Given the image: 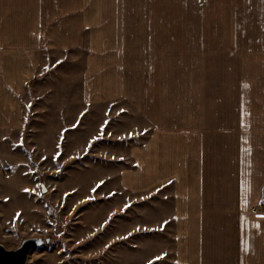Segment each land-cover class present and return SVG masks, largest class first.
<instances>
[{"label":"crops","instance_id":"0c3cea01","mask_svg":"<svg viewBox=\"0 0 264 264\" xmlns=\"http://www.w3.org/2000/svg\"><path fill=\"white\" fill-rule=\"evenodd\" d=\"M78 56L84 113L124 101L147 123L110 133L120 191L171 186L163 263L264 264V0H0V135L48 81L68 104Z\"/></svg>","mask_w":264,"mask_h":264},{"label":"rangeland","instance_id":"374dc122","mask_svg":"<svg viewBox=\"0 0 264 264\" xmlns=\"http://www.w3.org/2000/svg\"><path fill=\"white\" fill-rule=\"evenodd\" d=\"M82 59H71L67 105L48 81L27 100L23 132L0 135V243L16 249L24 239L51 237L28 264H165L171 186L134 196L116 179L127 143L115 134L138 128L127 138L140 142L147 123L124 101L84 113Z\"/></svg>","mask_w":264,"mask_h":264},{"label":"water","instance_id":"95a60500","mask_svg":"<svg viewBox=\"0 0 264 264\" xmlns=\"http://www.w3.org/2000/svg\"><path fill=\"white\" fill-rule=\"evenodd\" d=\"M42 192H47V187L44 183L41 185ZM51 242V237L43 238H28L24 239L18 248L8 249L0 243V264H28L29 257L35 248L43 247Z\"/></svg>","mask_w":264,"mask_h":264},{"label":"built area","instance_id":"2783aa9c","mask_svg":"<svg viewBox=\"0 0 264 264\" xmlns=\"http://www.w3.org/2000/svg\"><path fill=\"white\" fill-rule=\"evenodd\" d=\"M251 211L254 215H264V193L262 195L261 202L254 206Z\"/></svg>","mask_w":264,"mask_h":264},{"label":"snow or ice","instance_id":"6c2138e0","mask_svg":"<svg viewBox=\"0 0 264 264\" xmlns=\"http://www.w3.org/2000/svg\"><path fill=\"white\" fill-rule=\"evenodd\" d=\"M93 191H95V189ZM149 264H151V262H149Z\"/></svg>","mask_w":264,"mask_h":264}]
</instances>
